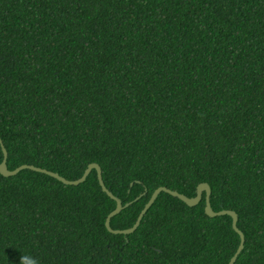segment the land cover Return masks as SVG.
Here are the masks:
<instances>
[{"label":"trees","instance_id":"16d2710c","mask_svg":"<svg viewBox=\"0 0 264 264\" xmlns=\"http://www.w3.org/2000/svg\"><path fill=\"white\" fill-rule=\"evenodd\" d=\"M0 138L13 171L102 168L132 228L154 191L211 187L264 264V0H0ZM0 146V164L3 161ZM142 196V197H141ZM93 170L0 174V264H228L230 216L162 193L131 235Z\"/></svg>","mask_w":264,"mask_h":264},{"label":"water","instance_id":"95a60500","mask_svg":"<svg viewBox=\"0 0 264 264\" xmlns=\"http://www.w3.org/2000/svg\"><path fill=\"white\" fill-rule=\"evenodd\" d=\"M0 146L3 152V161L0 164V174L3 177H13L16 176L18 173H20L23 170H31L34 172H38V173H42L45 175H48L58 181H60L61 183H63L64 185H72V186H77L82 184L83 182H85V180L87 179V177L90 175V173L95 170L97 172V176H98V181L99 184L102 188V190L111 198L116 202V209L111 212L105 222V227L106 229L114 234V235H124V236H128L133 234L138 227L140 226L143 217L145 216V214L148 212V210L152 207V205L155 203V201L157 200V198L162 194V193H166L169 194L177 199H179L180 201H183L187 206L189 207H194L197 206L203 198V195L205 194V213L208 217L210 218H215V217H219V216H230L232 218V227L234 229V231L239 235L240 237V245L239 248L237 249L235 255L231 258L230 262L228 264H235L237 261L238 256L241 254L243 248H244V242H245V237L244 234L238 229L237 227V223H238V215L236 212L234 211H229V210H222L219 212H215L212 209L211 203H210V197H211V187L207 184V183H202L197 187V195L194 198H189L183 194H180L177 191H172L166 187H160L158 189H156L154 191V193L152 194V196L150 197L148 203L145 205L144 209L141 211L135 225L130 228V229H126V230H113L111 228V220L113 217H115L116 215L120 214L123 209H125L126 207H128L130 204H126L123 205L122 201L116 197L106 186L105 183L103 181V172H102V168L100 167L99 164L97 163H92L88 166L87 170L85 171L84 175L82 178L75 180V181H70L67 180L63 177H61L59 174L39 168V167H35L32 165H22L19 168L11 171L8 169L7 166V158H8V153L7 150L3 144L2 139L0 138ZM142 197V196H141Z\"/></svg>","mask_w":264,"mask_h":264},{"label":"clouds","instance_id":"9594fccd","mask_svg":"<svg viewBox=\"0 0 264 264\" xmlns=\"http://www.w3.org/2000/svg\"><path fill=\"white\" fill-rule=\"evenodd\" d=\"M18 264H38V261L30 253L21 252L18 256Z\"/></svg>","mask_w":264,"mask_h":264}]
</instances>
